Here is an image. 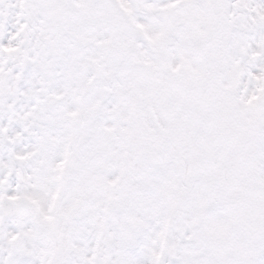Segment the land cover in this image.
Returning <instances> with one entry per match:
<instances>
[{"label": "snow or ice", "instance_id": "1", "mask_svg": "<svg viewBox=\"0 0 264 264\" xmlns=\"http://www.w3.org/2000/svg\"><path fill=\"white\" fill-rule=\"evenodd\" d=\"M0 264H264V0H0Z\"/></svg>", "mask_w": 264, "mask_h": 264}]
</instances>
